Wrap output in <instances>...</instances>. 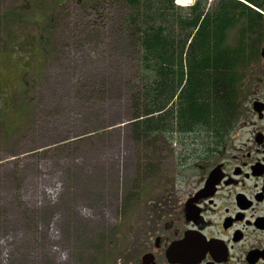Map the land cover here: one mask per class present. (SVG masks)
I'll return each mask as SVG.
<instances>
[{"label": "rangeland", "instance_id": "rangeland-1", "mask_svg": "<svg viewBox=\"0 0 264 264\" xmlns=\"http://www.w3.org/2000/svg\"><path fill=\"white\" fill-rule=\"evenodd\" d=\"M93 1L0 0V264H134L203 152L133 139L137 52Z\"/></svg>", "mask_w": 264, "mask_h": 264}, {"label": "flooded vegetation", "instance_id": "flooded-vegetation-1", "mask_svg": "<svg viewBox=\"0 0 264 264\" xmlns=\"http://www.w3.org/2000/svg\"><path fill=\"white\" fill-rule=\"evenodd\" d=\"M238 29L239 119L179 158L192 173L140 238L134 264H264V0H240Z\"/></svg>", "mask_w": 264, "mask_h": 264}, {"label": "trees", "instance_id": "trees-1", "mask_svg": "<svg viewBox=\"0 0 264 264\" xmlns=\"http://www.w3.org/2000/svg\"><path fill=\"white\" fill-rule=\"evenodd\" d=\"M102 1L122 8L126 39L137 52L130 123L137 143L151 138L155 144L163 133L186 147L190 139L201 144L197 151H204L235 125L240 79L232 33L240 0H212L209 6L208 0L187 6L175 0H94L92 6L100 8ZM28 50L29 58L44 55L34 46ZM21 66L25 70L31 62ZM10 118L14 121V114Z\"/></svg>", "mask_w": 264, "mask_h": 264}, {"label": "bare ground", "instance_id": "bare-ground-1", "mask_svg": "<svg viewBox=\"0 0 264 264\" xmlns=\"http://www.w3.org/2000/svg\"><path fill=\"white\" fill-rule=\"evenodd\" d=\"M189 0H176L180 4H186Z\"/></svg>", "mask_w": 264, "mask_h": 264}]
</instances>
